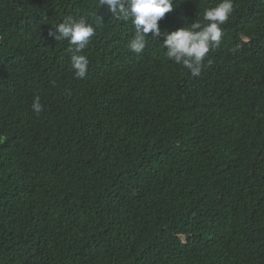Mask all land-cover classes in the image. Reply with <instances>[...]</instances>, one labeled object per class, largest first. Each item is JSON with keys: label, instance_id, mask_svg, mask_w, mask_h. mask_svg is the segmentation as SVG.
<instances>
[{"label": "trees", "instance_id": "obj_1", "mask_svg": "<svg viewBox=\"0 0 264 264\" xmlns=\"http://www.w3.org/2000/svg\"><path fill=\"white\" fill-rule=\"evenodd\" d=\"M67 16L95 29L83 79ZM222 29L193 77L99 0H0V264H264V0Z\"/></svg>", "mask_w": 264, "mask_h": 264}, {"label": "clouds", "instance_id": "obj_2", "mask_svg": "<svg viewBox=\"0 0 264 264\" xmlns=\"http://www.w3.org/2000/svg\"><path fill=\"white\" fill-rule=\"evenodd\" d=\"M99 6L106 7L117 20L131 21L134 28V37L128 44L131 51L141 54L149 33L154 39L163 37L166 57L189 70L193 77L201 75L206 56L220 46L222 25L233 12V0H218L214 7L204 10L203 22L195 20L188 27L162 32L159 21L173 10V0H99ZM49 34L55 40L68 41L75 78H85L89 61L83 52L95 35L94 27L84 18L77 20L67 16ZM207 63L210 65L211 60ZM31 107L37 115L43 111L39 95L34 97Z\"/></svg>", "mask_w": 264, "mask_h": 264}]
</instances>
